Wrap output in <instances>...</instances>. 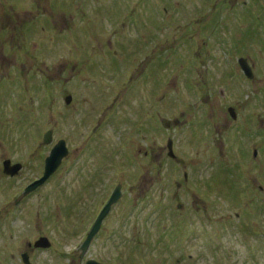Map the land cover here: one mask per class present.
Masks as SVG:
<instances>
[{
	"label": "rangeland",
	"instance_id": "1",
	"mask_svg": "<svg viewBox=\"0 0 264 264\" xmlns=\"http://www.w3.org/2000/svg\"><path fill=\"white\" fill-rule=\"evenodd\" d=\"M6 39L44 46L46 129L70 151L39 195L7 213L23 240L37 236L40 211L41 230L67 234L59 251L79 260L91 224L122 185L89 258L264 264V0H0ZM0 84V95L11 85L19 98L26 93ZM17 110L32 121L29 103ZM163 119L183 124L164 129ZM6 132L0 127V154L8 153L0 173L3 156L29 168L12 190L0 174V206H15L18 190L42 176L43 158H32L30 144L4 150ZM18 135L15 123L12 140ZM170 139L177 159L168 155Z\"/></svg>",
	"mask_w": 264,
	"mask_h": 264
},
{
	"label": "flooded vegetation",
	"instance_id": "2",
	"mask_svg": "<svg viewBox=\"0 0 264 264\" xmlns=\"http://www.w3.org/2000/svg\"><path fill=\"white\" fill-rule=\"evenodd\" d=\"M26 32L27 34H30L31 32L35 33L36 30H32V27H29ZM22 36H24V33ZM29 42H33L32 45H29ZM44 52V46L37 41L24 39L23 41H17V43L14 44L12 40L6 39L5 41L0 42V82L7 80L9 82L16 83V85H20L21 90L25 89L26 92L23 98H19L14 93H11V85L7 88L8 94L1 93L0 95V103L3 105L8 103L10 107L9 110L0 106V127L5 129V131L7 130V136H10V138H8L5 133V136L3 137V140L6 143L4 150L8 147L15 149L14 144H30L27 148L32 150V158L37 160H39L40 157L43 158V174L46 166L45 155L48 147L46 144V134L48 131H52L51 140L53 143L55 142V131L53 129H46L47 66L42 68L40 65V60L44 59L45 56ZM32 73L35 77L34 81L29 79V75H32ZM41 77H44V81L42 83L39 81ZM0 90H4V87L1 84ZM4 95H6V98H4ZM2 96L3 98L1 99ZM26 102L29 103L31 107L30 112L32 121L28 120V122H26L25 119L17 113V108L21 106L22 103ZM11 104L15 108L14 111H11ZM71 106L72 105H69L67 107L70 108ZM11 115L13 117V121L11 130L8 132L10 124H6V121L9 120V117L11 118ZM15 123L17 124V131L19 135L17 138L14 137V140H12ZM60 140L62 139L56 140L55 143ZM18 149L22 148L18 147L17 150ZM2 154L8 153L3 152L0 155L2 156ZM7 161L11 162L12 168L16 165H20L21 169L15 175L5 174L4 164ZM28 169L29 168L25 162L13 161V159L9 156L2 157V173L0 174L4 180L9 182L8 187L11 188L10 190L16 187L17 184H14V182L21 178ZM37 169L39 170L40 167L37 166ZM42 176L32 180L30 183L28 182L29 184L23 185L22 189L18 190L21 192L23 197L14 203L15 206L12 204V200L4 202L0 206V264H63L62 260L66 262L65 264H75L76 261H80L81 264L82 262L81 257L79 260L78 258L71 259V257L69 258L59 251V246L63 245L62 238L65 240L67 234H65L64 237L61 236L62 238H58L59 234L48 233L49 235H47L44 231H42L45 230L42 228V224L44 223L43 220L46 219V216H41L40 211H35L34 214H36L35 216H37V218L32 221V226L38 233L34 238L23 240L18 234L23 233L22 231L16 232L15 229H12V226H8L10 221L7 220V213L19 207L21 202H26V200L34 195H39V191L44 190L46 184L38 186L36 189L31 191V193H28L30 192L29 189L32 188L33 184L41 179ZM3 183L0 186V194L2 192ZM73 218L74 217H72V220L74 221ZM93 224H91L85 238L88 236ZM19 237L20 239L18 240ZM42 239L46 240L44 241ZM82 264H85L84 261Z\"/></svg>",
	"mask_w": 264,
	"mask_h": 264
},
{
	"label": "water",
	"instance_id": "3",
	"mask_svg": "<svg viewBox=\"0 0 264 264\" xmlns=\"http://www.w3.org/2000/svg\"><path fill=\"white\" fill-rule=\"evenodd\" d=\"M240 65L242 67L243 72L246 74V76L250 79L253 78V74L252 71L248 65L247 60L245 59H241L240 60ZM67 103L70 104L72 99L71 97H68L66 99ZM229 112L231 114V116L236 119V113L234 109H229ZM166 127L170 126V122H164ZM176 125L179 124V122L177 121L175 123ZM52 132H49L46 135V143L50 144L51 143V137ZM169 148L171 150L170 152V156L174 157L173 154V149H172V142H169ZM69 152H68V148L66 146V142L65 141H61L59 142L55 148L52 150L50 156L47 158V162H46V172L44 177L38 181L37 183H35V185L29 189L30 191H33L34 189H36L38 186L44 184L45 182H47L55 173L56 171L59 169V167L62 164V161L64 160V158H66L68 156ZM21 169L20 165H16L14 168L11 167V162L7 161L5 163V173L6 174H11V175H15L19 170ZM121 197V187L119 186L114 194L112 195L111 199L109 200L107 206L105 207V209L103 210V212L101 213V215L99 216V219L97 220V223L95 224V228H93L92 233L89 235V238L87 240V242L85 243V245L83 246V250L86 251L87 248L89 247L93 237L96 235V233L98 232L104 218L107 216V214L109 213L111 207L120 199ZM89 264H97L95 262H89Z\"/></svg>",
	"mask_w": 264,
	"mask_h": 264
}]
</instances>
